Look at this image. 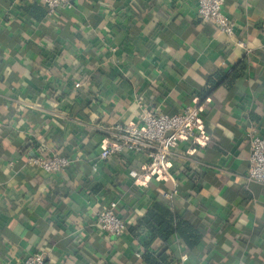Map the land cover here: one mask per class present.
<instances>
[{
  "label": "crops",
  "instance_id": "obj_1",
  "mask_svg": "<svg viewBox=\"0 0 264 264\" xmlns=\"http://www.w3.org/2000/svg\"><path fill=\"white\" fill-rule=\"evenodd\" d=\"M33 5L47 11L40 0H0V264L36 251L46 264H138L139 241L127 229L104 232L97 211L118 200L126 224L135 223L174 184L134 183L129 170L144 157L100 160L102 147L116 124L138 119L141 104L172 114L197 103L206 144L173 151L171 202L196 210L210 232L205 248L172 264H264V185L247 179V131L256 125L264 135V0H225L244 46L201 21L197 0H73L71 18L41 20ZM240 60L247 68L235 87L202 101L207 77ZM53 152L78 160L56 174L30 162Z\"/></svg>",
  "mask_w": 264,
  "mask_h": 264
},
{
  "label": "built area",
  "instance_id": "obj_2",
  "mask_svg": "<svg viewBox=\"0 0 264 264\" xmlns=\"http://www.w3.org/2000/svg\"><path fill=\"white\" fill-rule=\"evenodd\" d=\"M47 8L49 15H54L61 7L70 8L73 0H40ZM198 17L205 22L213 23L220 32L232 38L237 45L244 42L237 37L235 22L225 13V0H197ZM83 82L76 81L75 87ZM204 114L202 105L192 104L177 113H165L152 110L141 104L139 117L134 122L118 123L109 131V138L100 153V160L113 161L122 154L142 155L145 159L140 166L130 168L129 176L136 184H146L156 178L173 182L172 192L164 197L173 201L177 193V180L172 172L170 157L181 142L206 144L207 134L204 131ZM250 146L247 179L264 185V135L254 125L247 131ZM78 157H71L53 152L50 155L31 156L30 162L49 173H60L71 167ZM97 169L96 163L93 164ZM119 201L112 200L104 205L96 214V224L104 232L120 236L126 229L125 219L119 213ZM140 255V254H138ZM183 260L188 256L184 254ZM47 255L43 251L28 254L22 264H46Z\"/></svg>",
  "mask_w": 264,
  "mask_h": 264
},
{
  "label": "trees",
  "instance_id": "obj_3",
  "mask_svg": "<svg viewBox=\"0 0 264 264\" xmlns=\"http://www.w3.org/2000/svg\"><path fill=\"white\" fill-rule=\"evenodd\" d=\"M38 10L41 11V14H37L40 20L52 16L48 14L46 9L43 10L39 6L33 5L32 8H28V11L33 14L38 13ZM58 13L62 18L72 17L64 7L59 8L54 16ZM246 68V62L240 60L229 71L225 69L215 71L207 77L204 87L198 92V96L202 101H205L221 86L232 90L238 79L245 74ZM105 74V72L99 71L98 76L95 75L92 78L93 82H97ZM90 190L97 193L101 187L96 184ZM116 192L122 195L123 187H117ZM135 197L134 205L139 201L137 195ZM126 203L131 202L126 201ZM124 210L128 211V208L124 207ZM127 230L143 247V251L137 259L138 264H172L179 253L187 256L194 255L205 248V237L210 232L209 226L201 220L196 210L189 209L185 212H179L169 199L161 196L153 198L135 223H127ZM175 240L182 243L180 252L173 248Z\"/></svg>",
  "mask_w": 264,
  "mask_h": 264
}]
</instances>
